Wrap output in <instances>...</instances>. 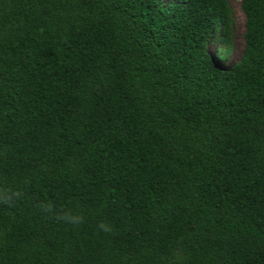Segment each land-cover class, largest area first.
Returning a JSON list of instances; mask_svg holds the SVG:
<instances>
[{"label": "trees", "instance_id": "1", "mask_svg": "<svg viewBox=\"0 0 264 264\" xmlns=\"http://www.w3.org/2000/svg\"><path fill=\"white\" fill-rule=\"evenodd\" d=\"M239 1L225 70L229 0H0V264H264V0Z\"/></svg>", "mask_w": 264, "mask_h": 264}, {"label": "rangeland", "instance_id": "2", "mask_svg": "<svg viewBox=\"0 0 264 264\" xmlns=\"http://www.w3.org/2000/svg\"><path fill=\"white\" fill-rule=\"evenodd\" d=\"M164 6L175 2L176 0H159ZM232 8V16L234 19L232 45L226 58L222 59L225 46L220 42L222 33H213V37L209 41V53L212 55L219 67L229 70L241 58L245 47V15L241 10L239 0H229Z\"/></svg>", "mask_w": 264, "mask_h": 264}, {"label": "clouds", "instance_id": "3", "mask_svg": "<svg viewBox=\"0 0 264 264\" xmlns=\"http://www.w3.org/2000/svg\"><path fill=\"white\" fill-rule=\"evenodd\" d=\"M23 196L24 193L19 189L0 188V203L4 205L10 207L14 206L15 202L22 199ZM38 207L45 213L53 214L57 221H62L73 226H80L86 222V218L83 214L64 208L57 210L55 204L52 202H42ZM97 227L104 233H111L113 230L109 223L103 221L100 222Z\"/></svg>", "mask_w": 264, "mask_h": 264}]
</instances>
